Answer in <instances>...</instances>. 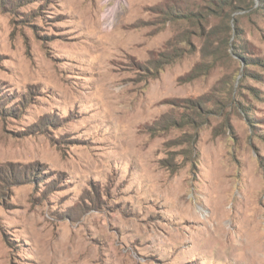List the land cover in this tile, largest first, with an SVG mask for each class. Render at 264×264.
Here are the masks:
<instances>
[{
  "label": "rangeland",
  "instance_id": "374dc122",
  "mask_svg": "<svg viewBox=\"0 0 264 264\" xmlns=\"http://www.w3.org/2000/svg\"><path fill=\"white\" fill-rule=\"evenodd\" d=\"M116 1L0 0V264H256L264 0Z\"/></svg>",
  "mask_w": 264,
  "mask_h": 264
},
{
  "label": "bare ground",
  "instance_id": "6f19581e",
  "mask_svg": "<svg viewBox=\"0 0 264 264\" xmlns=\"http://www.w3.org/2000/svg\"><path fill=\"white\" fill-rule=\"evenodd\" d=\"M119 0L116 1V6H117V3H118ZM115 8L116 7H110L107 9L106 13L104 16H106L107 18V22H106V26H109L111 25V22H112V18H113V14H114V11H115ZM224 233V232H223ZM226 233V232H225ZM253 234V233H251ZM241 235V234H240ZM223 236V234L221 235ZM246 236V235H245ZM253 235H251L252 237ZM256 236V235H255ZM239 235L237 236V239H240L238 238ZM259 237V236H258ZM257 237V238H258ZM256 238V239H257ZM243 241V238L240 239ZM255 243V242H254ZM251 245V247H248V254L250 255V259H253V262H255L256 264H264V252L262 250V247L260 245H257V244H254ZM259 244V243H258Z\"/></svg>",
  "mask_w": 264,
  "mask_h": 264
}]
</instances>
